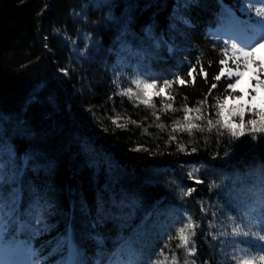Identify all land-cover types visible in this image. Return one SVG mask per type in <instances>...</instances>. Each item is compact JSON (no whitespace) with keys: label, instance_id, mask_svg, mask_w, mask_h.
<instances>
[{"label":"trees","instance_id":"trees-1","mask_svg":"<svg viewBox=\"0 0 264 264\" xmlns=\"http://www.w3.org/2000/svg\"><path fill=\"white\" fill-rule=\"evenodd\" d=\"M241 2L223 0L240 20L244 18ZM221 11L217 0H197L187 8L183 0H0L3 160L10 174L17 166L21 169L23 199L17 207L25 218L33 201L51 202L57 208L50 219L51 232L31 239L41 256L67 230L84 264L112 257L124 243L121 235L131 236L145 258L167 256V264L173 255L176 264H184L186 258L199 264H236L227 243L234 238L219 233H230L234 224L227 217H239L254 202L252 190L258 186L264 148H251L248 135L238 141L226 132L219 137L216 129L193 130L191 135L172 131L175 121L183 118L185 103L196 107L207 96L205 110L210 111L207 105L227 94L226 77L214 80L222 67L218 62L223 43L210 34L221 29ZM180 16L194 27L182 23ZM129 17L132 23L125 33ZM148 25L152 26L150 37L143 31ZM191 66H196L197 73L202 66L207 77L196 75L194 83L173 85L172 99L168 91L153 96L155 109L123 95L128 87L136 91L131 80L140 73L162 83L176 74L186 77ZM213 83L217 88L209 92ZM230 91L240 98L229 100L228 107L242 98L239 91ZM162 99L172 109L165 110ZM255 111L264 112V108ZM252 114L247 111L245 119ZM113 120L124 127L117 128ZM181 143L183 153L178 149ZM194 168L198 171L190 179L188 173ZM195 177L203 182L195 184ZM187 187L197 191L182 196ZM101 195L104 201L119 202L116 209L109 206L105 213ZM185 208L201 224L193 238L194 257L177 247ZM91 212L104 214V223L97 225ZM121 212L135 218L126 220ZM145 214L146 224L133 236L127 225H139ZM210 223L216 227L209 228ZM97 234L100 244L94 238ZM18 238L26 242L29 233ZM241 247L256 254L251 245ZM67 255V251L58 253L49 264Z\"/></svg>","mask_w":264,"mask_h":264},{"label":"snow or ice","instance_id":"snow-or-ice-1","mask_svg":"<svg viewBox=\"0 0 264 264\" xmlns=\"http://www.w3.org/2000/svg\"><path fill=\"white\" fill-rule=\"evenodd\" d=\"M197 3V0H183L184 7H190ZM220 4L222 11L219 14L221 22V30L226 38L223 39L222 58L219 60V65L222 67L219 69V74L214 76V80L219 82L222 77H226V93L223 99L217 97L215 103L207 105L210 111L205 110L208 97L205 96L204 100L198 102V106L190 107L185 103L182 106L183 118L182 120L175 121L176 126L172 129L173 132L177 130L187 132L189 135L193 133V130L204 132L205 130L211 132L212 129H216V134L219 137L224 136L225 132L234 141L240 140L245 135L250 137L247 141L251 148L258 149L264 148V112L247 109L252 112V117L245 119V107L243 105H233L228 107L227 102L229 100L239 99V96L232 94L230 90H234L236 85L240 83L241 78L246 72L251 71L257 79L255 83L258 86L264 87V61H258L254 59L255 53L260 48H264V7L255 8V16L258 19H253L251 16L252 8L245 7L255 6L257 4L264 5V0H242L241 8L243 11L249 13L248 20H240L236 17L235 13L226 5L223 4V0H217ZM152 6L151 4L146 7ZM182 23L188 27H194L191 21L187 18L180 16L177 17ZM132 23V17L126 21L123 32L129 31L128 25ZM147 36L152 35V26L148 25L143 30ZM220 32L214 33L219 35ZM157 46H159L157 44ZM131 49H129L130 51ZM173 49L170 48L169 51ZM231 62V65L230 63ZM203 75L207 77V73L201 66L199 73H197L196 66H191L186 73V77H182L179 74L175 75L174 79L164 78L162 83L154 77L148 76L146 73H140L136 78L131 80V83L135 85L136 91L133 92L131 87H128L123 95L129 99L135 98L140 104L155 109L156 105L153 102V96L161 97L165 91L169 92V99H172L171 90L173 85H185L186 83L195 82L196 75ZM64 75H68L67 71H64ZM142 77V78H141ZM234 81V82H233ZM223 87V85H222ZM217 84L211 85L212 89H216ZM251 95V93H250ZM186 100V98H185ZM50 103H54V98L50 100ZM161 104L165 110L172 109L171 103H166L161 100ZM179 111V109H176ZM214 114V116H213ZM153 116H156V112L153 111ZM4 114L0 112V131L4 127ZM157 119L159 117L157 116ZM116 124V121H112ZM117 128H123L124 125L116 124ZM160 127H164L160 125ZM174 139V137H173ZM258 143H252L257 142ZM178 149L181 153L185 151L184 144L178 145ZM147 151V149H144ZM197 148L193 147L192 152H196ZM5 155V149L2 142H0V257L2 261L0 264H49L51 257L56 256L58 253L68 252L66 257H62L55 261V264H84V261L79 258V252L75 247V239L72 234H69L67 230L65 233L58 234V238H55V244L49 249V252L45 256H41L38 250L31 245V239L36 235H45L51 232L53 225L50 223L52 216L56 214L57 208L54 203L46 202L41 205L33 201V207L28 209L27 218L25 214L17 207L18 204L22 206V183L23 177L20 176V167L17 166L11 174L7 170L3 157ZM27 167V165H25ZM198 169H193L188 173L190 179L194 178L193 174ZM11 179V184L9 180ZM20 181V184L17 181ZM258 182L257 188L252 190L254 196V202L247 204L244 211L239 217H233L229 215L227 218L233 221L234 227L231 232H220L221 237L231 236V241L227 243L231 244L233 259L236 264H264V165H261L257 169ZM203 181L202 179L195 177V184L199 185ZM211 187H217L211 185ZM197 189L195 187H187L186 191L181 193L182 196H191ZM103 192V190H102ZM101 202L104 204V212H107L109 206L114 210L117 203L113 202L112 198L108 201H104L103 195L100 197ZM130 207H134V202H129ZM100 205L98 204V208ZM122 207V205H121ZM203 210V209H202ZM186 216L181 221L182 226L178 228L177 236L179 240L178 248H183L187 257H194L197 255V246L194 242V237L198 235L197 229L201 228V224L194 222L193 216L188 213V209L185 208ZM121 215L126 220H132L135 217L131 214ZM216 212H212V216H216ZM148 219V214L142 218L139 225L128 224L129 229L132 230V235L140 233ZM202 218V223H203ZM237 220L243 221V224L237 223ZM105 221L104 214H98L96 217V223L103 224ZM95 227V225H93ZM209 228H215L216 225L210 223L207 225ZM6 232L8 236H6ZM28 232L29 240L24 243L18 242V234ZM166 234V233H165ZM202 236L207 239V233L201 229ZM8 237H11L9 239ZM96 242L102 243L97 234ZM124 243L121 246L118 256L113 257L108 261V264H167L168 257L164 256L163 260H153L152 257L145 258L142 248L138 249L133 246L131 236L119 237ZM213 240L217 237L213 236ZM255 242V243H254ZM46 243L51 244V241ZM223 242L220 244V250L224 251ZM241 244L251 245L256 250V254H250L249 247H241ZM167 246V245H165ZM215 254V253H213ZM155 254H153L154 256ZM163 256V252H160ZM119 256H124V259H120ZM177 257L173 255L171 257V264H176ZM95 264H103L101 259H97ZM184 264H199L198 260L185 259ZM206 264V262H205Z\"/></svg>","mask_w":264,"mask_h":264},{"label":"rangeland","instance_id":"rangeland-1","mask_svg":"<svg viewBox=\"0 0 264 264\" xmlns=\"http://www.w3.org/2000/svg\"><path fill=\"white\" fill-rule=\"evenodd\" d=\"M245 7H251L252 12L251 16L253 19H258V17L255 16V8L256 7H264V5H255V6H248ZM244 13L246 20L249 19V13L242 10ZM254 59L258 61H264V48L258 49V51L254 55ZM231 65V62H229ZM257 78L254 77L253 73L251 71L246 72L244 76L241 78L240 83L236 85L235 90L239 91L242 95L241 102H234L230 103L229 107H232L233 105H243L245 107V113L247 112L246 108H250L252 110H260L264 108V87L258 86L255 83V80ZM259 79H264V77H259ZM135 92V90H133ZM251 93V95H250ZM241 103V104H240ZM0 261H2V257H0Z\"/></svg>","mask_w":264,"mask_h":264},{"label":"bare ground","instance_id":"bare-ground-1","mask_svg":"<svg viewBox=\"0 0 264 264\" xmlns=\"http://www.w3.org/2000/svg\"><path fill=\"white\" fill-rule=\"evenodd\" d=\"M72 96H75V95H72ZM92 213H93V212H91L90 214H92ZM92 216H93L94 219H96V217H97L95 214H92ZM95 223H96V220H95ZM97 225H102V224L97 223ZM96 228H97V227H96ZM100 231H101V230H100ZM108 258H109V257H108Z\"/></svg>","mask_w":264,"mask_h":264}]
</instances>
